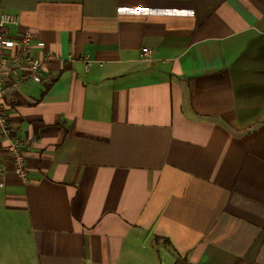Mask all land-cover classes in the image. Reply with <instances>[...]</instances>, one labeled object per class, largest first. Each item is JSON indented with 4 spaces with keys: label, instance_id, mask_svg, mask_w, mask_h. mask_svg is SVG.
Returning <instances> with one entry per match:
<instances>
[{
    "label": "crops",
    "instance_id": "1",
    "mask_svg": "<svg viewBox=\"0 0 264 264\" xmlns=\"http://www.w3.org/2000/svg\"><path fill=\"white\" fill-rule=\"evenodd\" d=\"M0 10L54 58L6 100L0 264H264V0Z\"/></svg>",
    "mask_w": 264,
    "mask_h": 264
},
{
    "label": "built area",
    "instance_id": "2",
    "mask_svg": "<svg viewBox=\"0 0 264 264\" xmlns=\"http://www.w3.org/2000/svg\"><path fill=\"white\" fill-rule=\"evenodd\" d=\"M19 17L0 10V144H5L9 161L17 179L22 183L28 181L27 152L36 142L22 139L13 133L9 124L7 98L27 83L39 84L42 74L54 59L49 54L40 53L43 43L24 29L17 35H11L9 27L19 28ZM143 53L148 56V50ZM86 66L88 61L85 62ZM6 171L0 153V185L3 184Z\"/></svg>",
    "mask_w": 264,
    "mask_h": 264
}]
</instances>
